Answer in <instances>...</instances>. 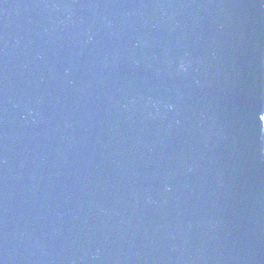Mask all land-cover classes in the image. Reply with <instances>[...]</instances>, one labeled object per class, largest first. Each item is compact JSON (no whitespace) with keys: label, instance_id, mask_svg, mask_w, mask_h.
I'll return each mask as SVG.
<instances>
[{"label":"water","instance_id":"water-1","mask_svg":"<svg viewBox=\"0 0 264 264\" xmlns=\"http://www.w3.org/2000/svg\"><path fill=\"white\" fill-rule=\"evenodd\" d=\"M264 0H0V264H264Z\"/></svg>","mask_w":264,"mask_h":264},{"label":"trees","instance_id":"trees-1","mask_svg":"<svg viewBox=\"0 0 264 264\" xmlns=\"http://www.w3.org/2000/svg\"><path fill=\"white\" fill-rule=\"evenodd\" d=\"M263 157H264V139H263Z\"/></svg>","mask_w":264,"mask_h":264},{"label":"snow or ice","instance_id":"snow-or-ice-1","mask_svg":"<svg viewBox=\"0 0 264 264\" xmlns=\"http://www.w3.org/2000/svg\"><path fill=\"white\" fill-rule=\"evenodd\" d=\"M262 119H264V117H261Z\"/></svg>","mask_w":264,"mask_h":264}]
</instances>
